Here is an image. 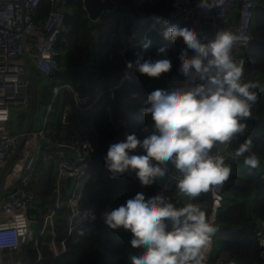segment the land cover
I'll list each match as a JSON object with an SVG mask.
<instances>
[{"label":"built area","instance_id":"built-area-1","mask_svg":"<svg viewBox=\"0 0 264 264\" xmlns=\"http://www.w3.org/2000/svg\"><path fill=\"white\" fill-rule=\"evenodd\" d=\"M44 1L50 6L46 15L41 14ZM83 1L0 0V264H57L78 225L97 219L92 209L81 207L84 188L91 178L89 167L95 151L83 126V118L103 91L95 94L94 82L87 79L86 74L74 81L54 82L60 70L58 40L66 17L73 4L84 5ZM111 1L113 9H120L117 27L121 46L117 52L112 50L108 55L110 59L117 55L124 61L118 82L106 89L113 97L118 86L132 79L135 69V61L125 55L126 50L144 43L149 32L159 31V23L154 19L156 14L145 12L144 0ZM256 2L224 0L220 9L205 11L197 6V0H173L166 19L193 25L206 38L213 36L217 28L233 31L240 39L232 49V56L242 64L244 72ZM97 20L99 18L93 22ZM95 39L98 41L96 52L93 50ZM102 39L99 33H94L89 54L84 60L87 69L95 72L100 81L105 79L96 67ZM128 61L133 62V67L127 66ZM185 80L182 73H170L168 87ZM38 85L47 86L52 91V97L32 103V92ZM151 86V82L146 85L147 88ZM67 94L71 101H66ZM57 99L62 106L58 113L54 108ZM18 112L24 121L20 130L13 132L10 124ZM231 146L232 141L212 151L224 155L228 164L233 153ZM252 153L259 161L255 168L263 167L261 175L264 179V159L252 148L245 155ZM41 159L46 161L47 166L53 163L55 175L51 198L44 204L33 190L35 172ZM171 171L172 166L169 165V176ZM165 183L174 185L166 176L147 195L165 191ZM224 186L225 181L212 185L194 198L178 193L174 186L165 194L178 206L184 203L197 205L215 224ZM63 215L66 233L60 236L58 221ZM257 238L264 258V218L259 222ZM212 247L211 237L205 249V264H213ZM215 264H237V260L223 253Z\"/></svg>","mask_w":264,"mask_h":264},{"label":"clouds","instance_id":"clouds-1","mask_svg":"<svg viewBox=\"0 0 264 264\" xmlns=\"http://www.w3.org/2000/svg\"><path fill=\"white\" fill-rule=\"evenodd\" d=\"M223 3L197 0V6L205 11L220 9ZM154 19L162 25L166 38L185 42L186 48L179 53V71L186 80L149 92L142 112L151 114V130L145 129L147 135L142 139L131 133L112 143L104 160L113 177L134 172L142 185H148L168 176L174 185L165 183V191L150 195L138 191L126 203L105 210L102 219L112 229L123 227L132 233L130 244L139 250L130 254V264H205V249L217 227L197 205L178 206L165 192L174 186L178 193L194 198L229 177L231 167L225 156L212 149L244 132L258 98L257 85L242 80V64L232 56L240 37L233 31L217 28L206 38L193 25L164 17ZM157 53V59H145L138 53L135 69L152 77L168 72L172 59L166 46L159 47ZM127 66L133 67V62L128 61ZM138 148L140 151H135ZM251 148L252 140L245 139L230 155L233 159L243 157L245 165L255 168L259 163L256 155H245Z\"/></svg>","mask_w":264,"mask_h":264},{"label":"trees","instance_id":"trees-1","mask_svg":"<svg viewBox=\"0 0 264 264\" xmlns=\"http://www.w3.org/2000/svg\"><path fill=\"white\" fill-rule=\"evenodd\" d=\"M173 0H144L143 8L148 14L166 18ZM50 6L44 1L41 14L46 15ZM253 23L250 29L251 42L246 50L247 65L242 78L254 81L258 98L253 103L251 116L246 120L243 133L237 134L232 140L231 151L240 146L245 139L252 140V149L264 159V0H257ZM120 9L104 12L99 20L93 22L82 3L73 4L66 17L64 30L59 37L60 70L54 77V82L74 81L82 74L94 82V93L103 94L88 110L83 118V126L88 132L95 151L89 171L91 178L86 184L81 207L92 209L97 214L95 221H84L78 225L74 234L68 239L67 250L57 259V264H130L129 256L138 251L130 244L132 233L123 227L112 229L104 224L102 213L126 203L138 191L151 193L160 185L157 179L148 185H142L134 172H125L113 177L105 167L104 157L108 147L115 142L125 139L127 134L136 133L141 139L151 130L153 121L151 114H144L147 94L157 87H168V75L181 73L179 71V53L186 48L182 38L172 40L163 35V27L159 24V31H151L144 43L126 50L125 55L136 61L137 54L144 58L157 59V49L166 46L167 54L172 59V66L168 72L157 77L142 74L136 69L132 72V79L115 89L113 97L106 89L118 82L124 64L115 55L110 59L109 52L118 51L121 46L118 34ZM99 33L103 38L98 53L97 69L104 75L103 81L98 80L95 72L89 71L85 65V58L89 54L91 32ZM151 41L145 48L144 44ZM191 49H188V52ZM87 69V70H86ZM151 82L152 86L146 85ZM44 101L52 97V91L45 86ZM66 101H71L67 94ZM60 100L55 102V112L60 110ZM220 145L214 146L218 149ZM135 151L139 152L140 149ZM231 167L229 177L225 180L223 198L216 215L217 231L212 235V263L223 253H227L237 260V264H264L263 249L259 246L257 231L259 222L264 218V179L263 167L249 168L243 163V157L230 158ZM54 166H47L44 159L38 162L35 172L33 190L44 204L51 198L54 186ZM207 193L203 196V201ZM60 236L66 233V219L64 215L58 221ZM76 239V240H75Z\"/></svg>","mask_w":264,"mask_h":264},{"label":"water","instance_id":"water-1","mask_svg":"<svg viewBox=\"0 0 264 264\" xmlns=\"http://www.w3.org/2000/svg\"><path fill=\"white\" fill-rule=\"evenodd\" d=\"M84 8L88 12L90 19L99 18L104 11L112 10L114 3L111 0H84ZM37 199H40L39 197Z\"/></svg>","mask_w":264,"mask_h":264},{"label":"crops","instance_id":"crops-1","mask_svg":"<svg viewBox=\"0 0 264 264\" xmlns=\"http://www.w3.org/2000/svg\"><path fill=\"white\" fill-rule=\"evenodd\" d=\"M189 55H191V52L189 51L188 52ZM45 86H42V85H38V86H35L33 92H32V103L33 101H38V102H43L44 101V91L45 90ZM26 116V113L24 115V118ZM14 122H18L19 123V112L15 114V117L12 119V122H11V127L13 128L14 131H19V130H16V125Z\"/></svg>","mask_w":264,"mask_h":264},{"label":"rangeland","instance_id":"rangeland-1","mask_svg":"<svg viewBox=\"0 0 264 264\" xmlns=\"http://www.w3.org/2000/svg\"><path fill=\"white\" fill-rule=\"evenodd\" d=\"M91 20H92V19H91ZM92 21H93V20H92ZM94 33H95V31H92V32H91L90 40H93ZM97 44H98V41H97V39H95V40H94V45H93V50H94V52H96V50H97ZM25 118H26V117H25ZM23 121H24L23 117H19V123H18V122H14L15 125H16V130H20V128H21L22 125H23ZM10 129H11L13 132H16V131H14L13 128L11 127V124H10Z\"/></svg>","mask_w":264,"mask_h":264}]
</instances>
